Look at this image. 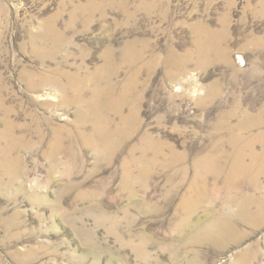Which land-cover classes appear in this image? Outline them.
I'll use <instances>...</instances> for the list:
<instances>
[{"label":"rangeland","instance_id":"obj_1","mask_svg":"<svg viewBox=\"0 0 264 264\" xmlns=\"http://www.w3.org/2000/svg\"><path fill=\"white\" fill-rule=\"evenodd\" d=\"M245 260L264 0H0V264Z\"/></svg>","mask_w":264,"mask_h":264},{"label":"bare ground","instance_id":"obj_2","mask_svg":"<svg viewBox=\"0 0 264 264\" xmlns=\"http://www.w3.org/2000/svg\"><path fill=\"white\" fill-rule=\"evenodd\" d=\"M96 97V96H95ZM93 107L94 106H92V109H93ZM100 129V128H99ZM98 132V131H97ZM102 132V131H101ZM106 134H107V132H106ZM105 134V135H106ZM104 135V134H103ZM255 159V158H254ZM259 162V161H258ZM260 164V163H259ZM201 166L199 165V168H200ZM262 168V167H261ZM246 201V200H245ZM240 204V203H239ZM243 204V203H242ZM244 205V204H243ZM240 206V205H239ZM248 206V205H247ZM252 206V205H251ZM250 206V207H251ZM241 208V207H240ZM248 208H249V206H248ZM247 207H242L241 208V215L242 216H244V218L245 217H248L249 216V212H250V210L248 209ZM252 209V208H251ZM254 209V208H253ZM257 209V208H256ZM257 210H259V209H257ZM257 212V214L258 215H262V211H256ZM255 212V213H256ZM212 215V214H211ZM253 215V214H252ZM251 215V216H252ZM255 215V214H254ZM214 216V215H213ZM257 216V215H256ZM243 218V217H242ZM226 219V218H225ZM225 219H222L224 222H218V220H219V218L217 219V218H215V219H212L211 221V224H210V226H209V228H208V230H207V234H210L211 236H212V234H214L213 236L216 238V237H222L223 235V233H224V229H225V227H226V221H225ZM254 220V219H253ZM252 221V220H251ZM229 227V226H228ZM232 232V231H231ZM227 235H229V234H227ZM224 238V237H223ZM226 238V237H225ZM251 259V258H250ZM251 261H253V260H251ZM244 264H247V261L245 260V262H244Z\"/></svg>","mask_w":264,"mask_h":264}]
</instances>
